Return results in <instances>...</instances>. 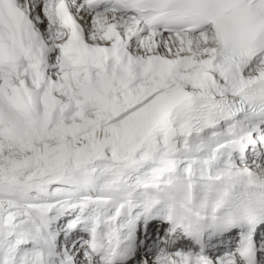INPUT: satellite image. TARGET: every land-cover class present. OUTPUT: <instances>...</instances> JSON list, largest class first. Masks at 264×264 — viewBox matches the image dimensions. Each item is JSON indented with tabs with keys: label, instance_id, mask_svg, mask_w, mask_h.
Masks as SVG:
<instances>
[{
	"label": "snow or ice",
	"instance_id": "obj_1",
	"mask_svg": "<svg viewBox=\"0 0 264 264\" xmlns=\"http://www.w3.org/2000/svg\"><path fill=\"white\" fill-rule=\"evenodd\" d=\"M0 264H264V0H0Z\"/></svg>",
	"mask_w": 264,
	"mask_h": 264
}]
</instances>
